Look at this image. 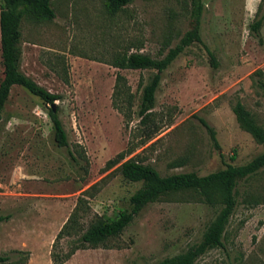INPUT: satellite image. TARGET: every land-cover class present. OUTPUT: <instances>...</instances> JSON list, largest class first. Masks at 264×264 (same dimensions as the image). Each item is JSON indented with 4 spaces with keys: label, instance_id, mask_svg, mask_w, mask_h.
Listing matches in <instances>:
<instances>
[{
    "label": "rangeland",
    "instance_id": "obj_1",
    "mask_svg": "<svg viewBox=\"0 0 264 264\" xmlns=\"http://www.w3.org/2000/svg\"><path fill=\"white\" fill-rule=\"evenodd\" d=\"M103 2L52 0L53 19L21 20V71L60 96L54 104L68 145L54 141L50 105L12 86L0 116V215L10 216L0 222V256L7 257L0 264H51L55 235L84 191L75 229L129 210L141 184L123 179L116 165L104 168L122 150L161 176H203L264 151L232 112L239 101L264 132V88L256 84L264 81V19L258 35L249 29L264 15V0H202L201 43L161 73L142 121L141 89L153 71L109 63L126 52L161 58L188 31L189 1L134 0L113 15ZM2 69L0 55V80ZM117 74L120 92L113 96ZM122 93L130 94V109ZM198 119L214 130L218 149ZM236 191L222 246L194 264H264V168ZM217 210L193 191L169 194L146 205L120 235L75 251L63 264H155L198 243ZM76 232L59 240V251L73 245Z\"/></svg>",
    "mask_w": 264,
    "mask_h": 264
},
{
    "label": "trees",
    "instance_id": "obj_2",
    "mask_svg": "<svg viewBox=\"0 0 264 264\" xmlns=\"http://www.w3.org/2000/svg\"><path fill=\"white\" fill-rule=\"evenodd\" d=\"M134 0H104L105 11L113 15ZM189 1L188 31L179 39L176 45L169 48L161 58H152L140 52H129L117 54L112 57L109 65L117 69L130 70H152L153 73L148 82L142 87L137 115L140 121L144 120L154 106V94L160 83L161 73L188 47L191 43H201L199 27L203 12L202 0ZM52 0H0V55L2 64V79L0 80V116L5 102L8 99L10 89L17 85L26 89L30 94L39 98L42 102L52 105L59 100L60 96L50 93L38 85L34 80L21 71V49H20V23L23 18L35 22L51 20L54 18V10L51 6ZM264 15L255 19L249 29L258 35L259 28ZM254 74H261L256 71ZM120 75H115L113 96H119ZM260 88H264V81H256ZM123 94V93H122ZM124 99L131 108L130 94L124 93ZM120 111V106L112 104ZM57 109L52 111L51 107L48 116L52 123L53 138L57 146L67 147V136L62 123L57 115ZM232 112L236 122L248 132L257 142L264 143V132L256 125L249 113L242 104L237 101ZM125 115V113H124ZM205 128L213 146L218 149L214 130L202 119H198ZM1 133V127H0ZM132 152L125 149L117 153L113 158L106 161L104 168L116 169L123 179L129 182L140 183L141 186L132 193L128 199L129 210L122 211L114 220H106L95 216L84 230L75 229L77 215L84 211L81 203L84 202L82 195L77 198V204L55 235L50 251L51 264H63L77 250L95 248L112 237L120 235L133 221L134 217L148 204L160 198L180 191H193L208 206L218 207L214 218L209 222L198 243L188 247L183 252L168 258H164L155 264H194L198 257L207 250L221 247L224 229L236 206V187L240 180L255 175L264 168V151L251 159L249 162L232 166L227 164L219 171L200 176L195 172L174 173L161 176L154 167L130 157ZM69 157L74 160L73 151L68 152ZM78 154V153H77ZM9 215H0V222L8 220ZM76 230L73 245L67 251L58 250V242L64 237L71 236ZM7 257L0 256V262H5Z\"/></svg>",
    "mask_w": 264,
    "mask_h": 264
},
{
    "label": "water",
    "instance_id": "obj_3",
    "mask_svg": "<svg viewBox=\"0 0 264 264\" xmlns=\"http://www.w3.org/2000/svg\"><path fill=\"white\" fill-rule=\"evenodd\" d=\"M50 107H51L52 111L55 112V110H56L55 109V104L53 103Z\"/></svg>",
    "mask_w": 264,
    "mask_h": 264
}]
</instances>
